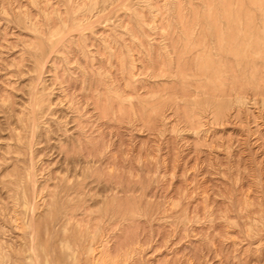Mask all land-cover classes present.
Instances as JSON below:
<instances>
[{
    "label": "rangeland",
    "instance_id": "rangeland-1",
    "mask_svg": "<svg viewBox=\"0 0 264 264\" xmlns=\"http://www.w3.org/2000/svg\"><path fill=\"white\" fill-rule=\"evenodd\" d=\"M263 8L0 0V264H264Z\"/></svg>",
    "mask_w": 264,
    "mask_h": 264
},
{
    "label": "bare ground",
    "instance_id": "bare-ground-1",
    "mask_svg": "<svg viewBox=\"0 0 264 264\" xmlns=\"http://www.w3.org/2000/svg\"><path fill=\"white\" fill-rule=\"evenodd\" d=\"M264 9V8H263ZM256 11V10H255ZM261 11V10H260ZM263 11V10H262ZM257 12V11H256ZM234 14V13H233ZM243 14V13H242ZM263 15H264V13H262ZM256 15V14H255ZM231 16V15H230ZM254 16V15H253ZM234 17V16H233ZM252 18V17H251ZM259 18V17H258ZM258 18H257V20H258ZM243 19V18H242ZM229 20V19H228ZM231 21V20H230ZM240 21V20H239ZM259 22V21H258ZM227 23H230V22H227ZM241 23V22H240ZM263 24L262 25H264V21L262 22ZM225 24V23H224ZM231 24V23H230ZM246 24V23H245ZM249 25H251L250 23H247L246 25H245V28L244 29H242L241 27H239V28H236L235 29V31H234V29L233 30H231L229 33H228V35L226 36V39H227V43L226 44H224L223 42H225L226 40H224L223 38H222V36L220 35V31L217 33L218 34V36L216 37V38H218V44H217V47H216V51H217V53L218 54H221V56L223 57V59L225 58L226 60L228 59V60H232V62H233V59L235 58V56H236V58H235V62H236V60L238 61V62H236V65H237V63H238V66H242V65H246V66H243V68H244V73H246V74H249V76H250V74H251V76L250 77H252L253 78V75H257L258 74V76H259V74H260V76H261V79H260V81H263L264 82V39H262L263 37L259 34V32H257V33H255L256 35L255 36H252L251 34H250V32H251V27L249 26ZM262 25H260V26H262ZM229 26V25H228ZM231 27V26H230ZM223 28V27H222ZM259 29V28H258ZM260 29H262V28H260ZM229 30H230V28H229ZM223 31V30H222ZM241 31H242V37H241V41L239 40V36H240V33H241ZM260 31H262V30H260ZM223 33V32H222ZM221 33V34H222ZM214 35H216L215 33H214ZM223 35V34H222ZM213 36V35H212ZM213 38V37H212ZM237 40H239L240 41V43L239 44H236L237 43ZM202 43V42H201ZM212 44V43H211ZM213 44H215L214 42H213ZM213 47H215V45H213ZM206 48H207V46H206ZM241 48H243V52H242V55L240 56V55H238L236 52L237 51H240V49ZM208 50V49H207ZM185 53V52H184ZM183 53V54H184ZM207 53V52H206ZM213 54H215V53H213ZM217 54V55H218ZM203 56H205V55H203ZM232 58V59H231ZM180 60H181V57L179 58ZM186 59V58H185ZM204 59V58H203ZM206 59H207V57H206ZM218 59V58H217ZM222 59V58H221ZM224 59V60H225ZM205 60V59H204ZM203 60V61H204ZM192 61L193 60H191V64H192ZM179 62V64H180V61H178ZM184 63H182V65H183ZM186 64V63H185ZM205 64V63H204ZM203 64V65H204ZM223 64V63H222ZM233 64H234V62H233ZM224 65V64H223ZM230 65V64H229ZM225 66V65H224ZM180 67H181V65H180ZM185 67V66H184ZM197 67V66H196ZM205 67V66H204ZM229 67V66H228ZM236 67V66H235ZM234 67V68H235ZM178 68V67H177ZM213 67L211 66V69H212ZM220 68H222V67H220ZM230 68V67H229ZM228 68V69H229ZM197 69V68H196ZM205 69H206V67H205ZM210 69V72L212 71ZM224 69L226 70V67H224ZM223 69V70H224ZM228 69H227V71H228ZM237 69V68H236ZM222 70V69H221ZM222 70V71H223ZM224 70V71H225ZM179 71V70H178ZM181 71V70H180ZM186 71V70H185ZM214 71V70H213ZM223 71V72H224ZM241 71V70H240ZM215 72V71H214ZM223 72H222V74H220V72H219V76L220 75H224L223 74ZM229 72H230V70H229ZM228 72V73H229ZM238 71L236 70V73H237ZM178 73V72H177ZM194 73V72H193ZM201 73H203V72H201ZM231 73H232V71H231ZM243 73V72H242ZM212 74V73H211ZM181 75V74H180ZM231 75V74H230ZM232 76V75H231ZM239 76H240V72H239ZM213 77H214V74H213ZM238 77V76H237ZM243 77V76H242ZM242 77H238V78H241L242 79ZM233 79L232 80H234L235 78L234 77H232ZM244 78H245V76H244ZM248 78V77H247ZM214 79V78H213ZM212 79V80H213ZM217 79V78H216ZM227 79V78H226ZM257 79H258V77H257ZM231 80V81H232ZM244 80H246V79H244ZM249 80V79H248ZM251 80V79H250ZM252 81H254L253 79H252ZM226 82H229L228 80L226 81ZM239 82H241V81H239ZM245 82V81H244ZM251 82V81H250ZM249 82V83H250ZM243 83V81L241 82V84ZM239 84V83H238ZM252 84V83H251ZM226 85V84H225ZM227 85H228V83H227ZM226 85V86H227ZM243 85H244V83H243ZM243 85H242V89L240 88V91L241 90H243L244 88H243ZM254 85H255V83H254ZM232 86V85H231ZM234 86V85H233ZM228 87V86H227ZM237 87V86H236ZM241 87V86H240ZM251 87V86H250ZM255 87V86H254ZM229 88V87H228ZM232 88V87H231ZM258 88H259V86H258ZM262 89L264 88V84L262 85V87H261ZM230 89V88H229ZM249 89V88H248ZM252 89H253V87H252ZM255 89V88H254ZM253 89V90H254ZM236 90V89H235ZM261 90V89H260ZM230 91V90H229ZM238 91H239V89H238ZM246 91V90H245ZM263 91V90H262ZM237 92V91H236ZM241 92H243V91H241ZM259 93H260V91H259ZM238 94H240V93H238ZM242 94V93H241ZM257 94V93H256ZM263 94H264V92H263ZM114 95V94H113ZM239 96V95H238ZM236 97V96H235ZM241 100V99H240ZM57 105V104H56ZM32 108V107H31ZM32 114V113H31ZM59 117V116H58ZM27 121V120H26ZM29 122V121H28ZM99 142V141H98ZM101 143V142H100ZM22 172V171H21ZM70 186V185H69ZM67 189H68V187H67ZM70 189H71V187H70ZM78 192V191H77ZM67 193V192H66ZM68 194V193H67ZM60 203V202H59ZM133 207V206H132ZM61 211V210H60ZM68 216V215H67ZM92 217V216H91ZM58 218V217H57ZM102 218V217H101ZM108 223V222H107ZM64 227V226H63ZM85 229V228H84ZM77 230V229H76ZM78 231V230H77ZM82 233V232H81ZM131 234V233H130ZM76 240H78V242H79V238L78 239H76ZM80 241H82L81 239H80ZM77 242V243H78ZM83 242V241H82ZM81 242V243H82ZM80 243V242H79ZM78 243V244H79ZM81 243L79 244V245H81ZM33 244V243H32ZM78 244H77V247H79L78 246ZM84 245V244H83ZM86 245V244H85ZM83 247H85V246H83ZM82 247V248H83ZM82 248H81V250H82ZM77 249V248H76ZM84 249V248H83ZM118 249V248H117ZM70 250V249H69ZM79 250H80V248H79ZM77 251V250H76ZM96 251H98V250H96ZM109 252V251H108ZM77 253V252H76ZM81 253H82V251H81ZM84 251H83V255H84ZM89 254V253H88ZM75 255V254H74ZM73 255V256H74ZM77 255V254H76ZM75 255V256H76ZM83 255H81V256H83ZM67 256H69V255H67ZM88 256V255H87ZM57 257H59V256H57ZM77 257V256H76ZM78 257H79V255H78ZM86 258V257H85ZM57 259H60V261H61V258L59 257V258H57ZM82 260H83V258H81ZM54 260H56V259H54ZM54 260H53V263H54ZM63 260V259H62ZM69 260H71V259H69ZM85 260V259H84ZM72 261V260H71ZM128 261V260H127ZM57 262V261H56ZM61 262H63V261H61ZM79 262V261H78ZM81 262V261H80ZM36 263V262H35ZM50 263H52V262H50ZM64 263H66V261L64 262ZM63 263V264H64ZM73 264H75V262L73 261L72 262ZM59 264V263H58ZM61 264V263H60ZM67 264V263H66ZM82 264V263H81Z\"/></svg>",
    "mask_w": 264,
    "mask_h": 264
}]
</instances>
